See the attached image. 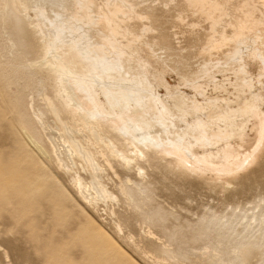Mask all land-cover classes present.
<instances>
[{
  "label": "rangeland",
  "instance_id": "obj_1",
  "mask_svg": "<svg viewBox=\"0 0 264 264\" xmlns=\"http://www.w3.org/2000/svg\"><path fill=\"white\" fill-rule=\"evenodd\" d=\"M24 1L44 3L50 11L61 2L68 3ZM127 1L149 17L148 21H132L133 29L140 33L141 24L153 28L132 42L131 49L152 62L150 75L155 79L163 77L172 87L196 97L202 106L208 103L206 110L213 104L226 108L227 101L234 107L232 101L249 97L234 65L225 64L228 49L204 48L210 23L193 14L184 0ZM180 13L182 20L177 18ZM13 23L12 13L3 15L0 9L1 264H264V155L257 165L221 180L210 172L187 177L165 161H156L150 166L142 163L146 179L140 181L114 164L120 178L109 172L107 183L118 199L99 203L94 209L80 202L67 177L25 136H33L48 153L26 112L28 95L33 92L35 106L43 109L45 120L51 123L38 97L42 89L36 90L29 80L38 71L28 64L35 61V46L29 37L16 33ZM10 40L15 43L12 49ZM205 61L207 70L203 71L200 65ZM215 61L220 63L215 65ZM195 71H200L196 80L203 94L190 86ZM249 73L255 80L256 65L249 66ZM255 90L261 94L264 109V81L255 83ZM159 92L165 94L160 87ZM47 95L51 96L49 90ZM187 119L191 122V116ZM238 120L234 128L237 123L240 127ZM221 123L214 119L212 129L222 131ZM241 128L252 137L249 115L242 116ZM117 223L122 232L117 233Z\"/></svg>",
  "mask_w": 264,
  "mask_h": 264
},
{
  "label": "bare ground",
  "instance_id": "obj_2",
  "mask_svg": "<svg viewBox=\"0 0 264 264\" xmlns=\"http://www.w3.org/2000/svg\"><path fill=\"white\" fill-rule=\"evenodd\" d=\"M184 1L193 14L210 23L204 48L228 49L225 64L234 65L235 75L249 89V99L237 98L231 102L234 107L229 101L226 108L213 104L206 110L208 103L202 106L196 97L172 87L163 77L150 75L152 62L136 55L131 44L153 28L141 24L140 33L133 29L132 21H148L149 17L138 13L127 0H68L51 11L37 1L0 2L3 15L12 13L16 33L29 37L35 46V61L28 64L38 71L29 80L36 90L42 89L38 97L51 118V123L45 120L43 109L35 106L30 93L26 112L48 153L33 136H25L67 177L85 206L94 209L99 203L118 199L107 183L109 172L120 178L114 164L140 181L146 179L143 164L156 161H165L187 177L210 172L221 180L263 159L264 109L255 83L264 81V0H236L234 6L235 0ZM177 18L182 20V14ZM9 42L11 49L15 47ZM219 63L215 61V65ZM250 65L257 67L255 80ZM21 66L16 65V70ZM200 66L207 70L206 61ZM199 72L193 73L190 83L198 95L203 94L196 80ZM244 115H249L252 137L241 128ZM216 118L224 123L222 131L212 129ZM237 118L241 124L234 128ZM115 227L117 233L123 231L120 223ZM3 255L7 260L6 253Z\"/></svg>",
  "mask_w": 264,
  "mask_h": 264
}]
</instances>
